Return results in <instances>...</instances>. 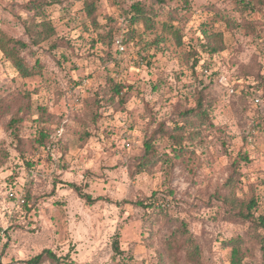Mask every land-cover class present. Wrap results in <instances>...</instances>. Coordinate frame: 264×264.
I'll list each match as a JSON object with an SVG mask.
<instances>
[{"label":"rangeland","instance_id":"1","mask_svg":"<svg viewBox=\"0 0 264 264\" xmlns=\"http://www.w3.org/2000/svg\"><path fill=\"white\" fill-rule=\"evenodd\" d=\"M38 1L52 4L41 15L28 10ZM91 2L93 23L84 11ZM135 3L146 17L130 23ZM31 19L55 32L21 52L28 66L39 61V74L21 78L0 52V264L44 250L57 264H230L236 237L244 263L264 264L248 222L230 219L216 198L236 161L237 197L256 198L255 216H264V6L0 0L8 38L28 43ZM213 36L223 50L210 56ZM108 78L124 87L122 105L110 101ZM198 101L206 119L180 117ZM14 115L18 141L7 127ZM176 126L181 150L167 136ZM149 139L161 162L136 173ZM70 184L98 200L86 204ZM182 223L194 261L190 246L171 238Z\"/></svg>","mask_w":264,"mask_h":264},{"label":"trees","instance_id":"2","mask_svg":"<svg viewBox=\"0 0 264 264\" xmlns=\"http://www.w3.org/2000/svg\"><path fill=\"white\" fill-rule=\"evenodd\" d=\"M158 4H164L166 0H156ZM245 9H254V6L261 4L264 6V0H237ZM52 2L46 3V1H41L38 3H30L27 5L28 10L35 9L38 11V14L41 15L44 5H51ZM87 17L91 18L92 23L94 20V3H87L84 6ZM129 12L131 16L129 17L130 23L137 22L140 18H145V13L143 12L141 6L138 3H135L130 6ZM25 34L28 38V43L16 40L13 38H8L5 34L0 32V52L2 55L10 61L13 68L16 70L17 74L21 78H29L34 75L39 74L41 66L39 61L36 59L32 66H28L21 55V52L28 50L31 47H38L40 44L48 42L55 34L54 29L49 20H44L41 22H35L34 19L25 23ZM214 43L208 44L206 46L208 54L210 56L215 55L223 50L222 42L220 36H213ZM264 81V78L262 79ZM106 86L108 88V93L110 95V101L118 99V104L124 103L125 93L123 92L124 87L121 84H114L110 78L106 81ZM123 92V93H122ZM189 116L197 117V120L206 119L205 112L202 111V104L198 101V110L194 112L193 110L184 111L181 113L180 117L188 118ZM19 118L13 116L8 122V129L10 130V135L13 138H16L18 141V130L17 124L19 123ZM173 134H167L168 138L171 140V147L174 149H182L183 134H180L182 131V126H176L173 128ZM46 137L45 133L42 130L39 132V143H42ZM172 150V151H177ZM247 161L246 158H244ZM161 162V158L157 156L155 145L152 139L147 140L144 143V153L142 158L139 160L136 165V173L143 171H148L155 165ZM237 162L235 161L232 164V170L225 183L223 184L220 194L216 197L218 201L221 202L222 206L225 209V212L228 214L230 219L239 220L241 222H248V239L254 243H257L261 247L262 257L264 262V236L258 232L260 229L264 230V216H255L257 210V199L250 197L249 199H240L236 195V188L239 180V171ZM73 190L78 194V197L84 200L88 205L95 202L97 199H92L90 195L82 193L78 187L70 184ZM153 199V198H152ZM151 200V199H150ZM119 205V203H116ZM136 206H144L142 202H135ZM179 236L186 246H190V249L186 251V259L188 261H194L198 256V248L195 245L194 241L188 236V231L184 223L181 224V227L176 233H173L171 238H176ZM231 246V259L230 264H246L243 260V251L242 244L243 240L241 237L232 238L229 243ZM113 249L115 252H119L117 242H114ZM45 260H50L51 262L57 264L59 263V258L50 252L49 250H44L41 253L37 254L33 258L26 260L25 264H42Z\"/></svg>","mask_w":264,"mask_h":264},{"label":"built area","instance_id":"3","mask_svg":"<svg viewBox=\"0 0 264 264\" xmlns=\"http://www.w3.org/2000/svg\"><path fill=\"white\" fill-rule=\"evenodd\" d=\"M115 45L118 47V50L119 51H123L122 43L119 40H116L115 41ZM255 102L257 103L258 102V99H255Z\"/></svg>","mask_w":264,"mask_h":264}]
</instances>
